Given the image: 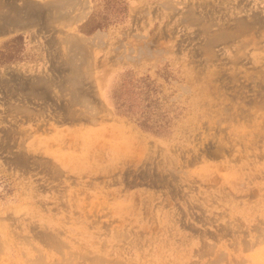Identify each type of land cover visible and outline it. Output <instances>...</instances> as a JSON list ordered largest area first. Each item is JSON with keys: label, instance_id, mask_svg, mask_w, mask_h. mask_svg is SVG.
Masks as SVG:
<instances>
[{"label": "rangeland", "instance_id": "rangeland-1", "mask_svg": "<svg viewBox=\"0 0 264 264\" xmlns=\"http://www.w3.org/2000/svg\"><path fill=\"white\" fill-rule=\"evenodd\" d=\"M157 1L0 0V264H264V0Z\"/></svg>", "mask_w": 264, "mask_h": 264}, {"label": "crops", "instance_id": "crops-1", "mask_svg": "<svg viewBox=\"0 0 264 264\" xmlns=\"http://www.w3.org/2000/svg\"><path fill=\"white\" fill-rule=\"evenodd\" d=\"M73 2L74 4H70L66 9L60 12L65 18L60 19L59 23L63 25L62 29H64L66 33L92 38L101 33L112 34L117 30L119 33H127L135 24H139L140 0H125V22L122 24V27L117 25L118 28L117 26H108L110 24L105 25L102 22V18L109 12V8H114L113 3L109 5L110 2H108V0H73ZM169 2L170 0L157 1V3L161 5Z\"/></svg>", "mask_w": 264, "mask_h": 264}]
</instances>
